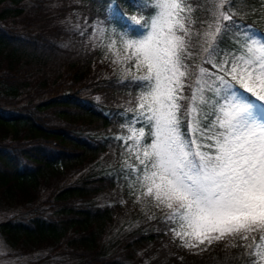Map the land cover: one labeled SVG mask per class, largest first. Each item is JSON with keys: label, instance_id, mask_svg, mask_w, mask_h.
Returning <instances> with one entry per match:
<instances>
[{"label": "trees", "instance_id": "obj_1", "mask_svg": "<svg viewBox=\"0 0 264 264\" xmlns=\"http://www.w3.org/2000/svg\"><path fill=\"white\" fill-rule=\"evenodd\" d=\"M234 2L237 22L264 35V0ZM108 3L135 13L127 0H0L3 255L14 264H252L239 238L181 247L164 213L130 194L116 136L137 89L89 39L98 19L123 23Z\"/></svg>", "mask_w": 264, "mask_h": 264}, {"label": "snow or ice", "instance_id": "obj_2", "mask_svg": "<svg viewBox=\"0 0 264 264\" xmlns=\"http://www.w3.org/2000/svg\"><path fill=\"white\" fill-rule=\"evenodd\" d=\"M127 2L134 14L108 3L123 23L98 19L89 39L137 89L116 136L130 194L181 247L239 238L264 264V35L243 31L234 0Z\"/></svg>", "mask_w": 264, "mask_h": 264}, {"label": "rangeland", "instance_id": "obj_3", "mask_svg": "<svg viewBox=\"0 0 264 264\" xmlns=\"http://www.w3.org/2000/svg\"><path fill=\"white\" fill-rule=\"evenodd\" d=\"M239 25H241L243 31H249L250 29L255 33V35L259 38V36L256 34V32L249 26V25H243L240 22H237ZM241 38L243 36V32H241ZM4 249L3 247L0 245V264H14L12 261H10L9 259H7L4 255Z\"/></svg>", "mask_w": 264, "mask_h": 264}]
</instances>
